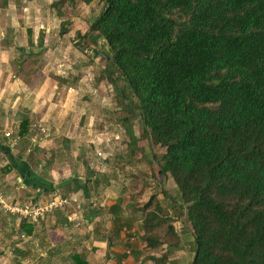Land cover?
<instances>
[{
    "label": "trees",
    "instance_id": "16d2710c",
    "mask_svg": "<svg viewBox=\"0 0 264 264\" xmlns=\"http://www.w3.org/2000/svg\"><path fill=\"white\" fill-rule=\"evenodd\" d=\"M81 1L105 4L90 28L108 46L106 78L122 104L129 97L151 146L166 150L160 173L178 185L179 199L167 196L190 224L194 264H264V0ZM29 67L27 80L37 71ZM30 124L22 121L21 136ZM126 125L134 153L140 139ZM0 151L14 162L10 146ZM19 173L28 186H47L29 168ZM151 203L143 238L155 249L168 242L156 231L164 209L147 212Z\"/></svg>",
    "mask_w": 264,
    "mask_h": 264
},
{
    "label": "rangeland",
    "instance_id": "374dc122",
    "mask_svg": "<svg viewBox=\"0 0 264 264\" xmlns=\"http://www.w3.org/2000/svg\"><path fill=\"white\" fill-rule=\"evenodd\" d=\"M11 1L13 3H8V6L4 8V10L3 8H1L0 31H6V29L8 28V22L10 20H13V18L16 21H19V19L25 20L29 17L30 23L35 26L36 30H42L41 26L39 25V20L42 22V25L45 27L44 42L46 41V44L52 45L56 41L58 45L60 44L61 46V48L58 50L54 47L51 51H49L48 48L44 52V50L42 49V52H38L37 56L28 61L27 66L29 67V65H33L32 62L35 58H41L42 62L45 65L40 71V75H38V78L40 79L38 80L40 83L38 89L42 91L41 95L38 93V91L35 92L34 89H31L30 86L27 85L23 87L26 101L30 102L34 98V101H38L41 104H45L46 102H49L50 104V102H55L59 98L64 100L63 104H66V106L60 105V107L64 111V107L67 109L66 111H69L75 109L76 106H74V104L80 106L79 102L76 101V97L80 96V98L84 100L82 102L80 101L82 106H91L95 113H100V115H104L99 120H93V130H98V133L101 129L107 130L109 132L108 134L105 133L103 135L101 134L95 136L98 133L94 131L93 134L86 137L87 131L85 129L86 126L84 125L88 123L87 120L83 122L80 126L81 130L83 129L86 131L85 134H83L82 131H80L78 134L75 133V126L73 127L72 132L69 133V127L73 126L72 124L77 125V123L73 118V115L68 116L71 122L68 119L64 123L63 130L56 136V145L53 146V150L55 152L57 150H62L61 152L55 154L56 158L58 160H64L65 164L66 156H68L69 160H71V155L69 156L68 153L66 154V152L64 151L73 150L69 152L76 155L77 153L80 154L81 151L85 149L90 151L91 148L89 147L93 144L94 148V145H96L94 143H97L98 147H96L94 151L90 152L89 155L86 154L83 157H80L79 155V158L81 160L80 164H76V160L73 157V163L66 162L68 165L72 166L70 169V175H76L78 176V178L81 175L80 181H82V183L79 185L72 184V186L68 187L67 192L63 190L61 192H63L64 194L66 193L67 195H71L74 194L73 192L80 191L81 188L83 191L86 185H88V189L91 188V176L97 171L96 170L95 172H93L94 169H100L104 171L103 175H106L109 171L114 175H120V177L125 179L124 182L127 184V188H130V191L127 192L129 199H127V201L124 203V207H121V211L117 213L118 215H116L115 213L116 218L119 217L120 220H108L110 224L107 226L108 222L103 224V220L98 217V220L94 219L93 221H90L89 225L81 224L79 228H74L78 230L77 233H80L76 235L77 239L74 240L75 245H77L78 247L80 246V248H83L85 244H91L94 240L93 238L96 236L95 233H98L97 231H99V234H102V239L104 240V242H107V240L111 237L113 242L119 245L120 249H122L123 251H129L130 254L128 255L134 258L132 264H156L157 262H154V260H149L148 258H150L151 256H155L156 254H159L157 257L161 258L166 253L168 256H164V261L160 264H171V262H174V260L176 264H194L193 260L196 249V243L194 246V236L189 231L190 224L185 221L186 216L180 214V206H175L176 200L173 202L171 200L177 198L179 199L180 191L178 185L175 183L174 178L170 174L164 176L160 173V164L163 163V155L166 151L165 148H162L158 145L151 146L152 144L147 141L144 135L143 124L141 122V119L137 115L138 111H136V108L133 106V104L129 102V97L126 99L127 103L125 105L119 101V95L117 94L113 85L108 84L109 82H107L105 74L101 71L104 70L107 65L105 57H99L97 61H95V59H90L91 54L83 52L80 47V50H77L75 48L73 41L70 39L69 33L67 35H64L65 33L63 34L61 32V19L57 16L58 14L54 11H57L61 7L62 9H65L67 15L73 14L77 20L81 19L80 17H83L84 19L85 15L88 13L86 5L84 6L81 0H27V5L26 7H24V5H22L24 4V0H20V3H15V0ZM94 3L99 5V11L104 10V3ZM69 8L76 9L72 10ZM92 21L93 19L91 18V22ZM82 22L86 23V20L84 19ZM86 24L88 26H86ZM86 24L82 26V32L84 33L90 30L89 27L91 23L90 25L89 23ZM18 28L22 29L24 28V26L22 25V27ZM76 28L77 25H73L72 31H74ZM95 35V32L89 31L87 39H84L85 43L92 46L93 41L95 39ZM94 45L101 52L103 50L108 51L107 43L103 39H97ZM34 46L35 44H33L32 47L37 50L42 48L39 45L35 47ZM28 55L30 56V54ZM1 59L2 63L7 64V61L3 56L1 57ZM6 59H8L9 61L10 56L7 55ZM13 61L11 60L9 63L10 71L14 70H12L11 67ZM92 61H94V66H91ZM74 65L82 67L83 70L85 69L83 78L81 79V86L79 88H73L72 85H66L67 83L61 85L60 77H67V74L70 72L77 73L78 69ZM87 65L88 69L86 68ZM35 66L36 65H34L33 67ZM28 67H26V69L30 70L29 72L31 73V68ZM16 69H19L18 63L15 67V70ZM23 69H25V66L23 67ZM7 74H9V72ZM31 75L34 76L33 73ZM102 77L104 80H102ZM44 78L47 79L46 82H43ZM42 82L46 85L44 89L40 88ZM101 82L105 83L102 84ZM96 88H99V94H92L94 93V90ZM89 91H92V93ZM128 91L129 90L126 88L125 93L128 94ZM90 93L92 94V100H87L91 99ZM84 95H89V97L85 98ZM67 97L71 98L67 102H69L70 104L72 103V106L67 104ZM20 109L21 112L19 113V115L15 116L13 121L10 119L8 121H12L11 123L17 125L18 121H21L24 115L28 113V109H25L24 106L20 107ZM33 109L34 111H37L38 107H35ZM128 122H132L134 124L135 135L140 139L138 147L136 148L138 150L134 153H132L130 146L132 140L129 138V133L126 130V124ZM77 127L79 126L77 125ZM4 128L5 123H0V130L2 131L4 130ZM15 131L16 127H14V134ZM41 131L43 130H40V132ZM52 131H54V129ZM43 132H45L46 134L49 133V131ZM1 134L3 135V132H1L0 135ZM61 134L63 135L62 137H60ZM18 135L21 136L20 131ZM42 137L43 135L38 136L39 139H41ZM20 139H22V136ZM92 140H95V142H93ZM12 142L14 143L13 140ZM66 142L67 144L65 145ZM20 144L24 145L23 150L27 151V149L30 148L29 145L34 147L33 144L35 143L34 141H30L28 139L26 144H23V142H21ZM97 148L102 149V151H97ZM52 153V151H49L47 153H44V156L50 157ZM4 158V156H0V188H4V184L8 187H5V189H3L4 191H7L9 193L8 196L4 195V200L7 202V204L14 207H26V205H31V207H33L36 204H39L44 207V205H46L49 201H47L46 199L41 200L40 196L32 200V198L35 196L32 195L35 192H32L28 187H25L26 185L24 183H19L18 185L16 177H13V173H9L5 170V168H3V162L5 160ZM54 167L58 168L55 172H58V174H60L61 176L68 172V169L64 166ZM35 168L39 172L45 174V177H48L50 175L53 178V176L49 173L47 169H44L43 167ZM66 177L67 176H63L62 179L65 180ZM53 179L55 182L60 181L58 175ZM111 186L116 189L115 184H112ZM119 187L121 189L120 184ZM86 191L87 190L83 191L82 194L80 193L81 195H72V197L67 199L70 203L67 205L65 213L66 215H71L70 210H73L71 218H69L73 220L72 222H74L78 218H81L83 215L79 207L75 205L76 202L74 201L75 199H77V197L79 199V202L84 205L85 217L90 218L95 212V210L99 209L95 203L98 200L95 201V198H90V196L86 197ZM167 194H169L171 199L168 198ZM10 195L13 198H11ZM119 195L120 194H118V196ZM96 198L100 197L97 196ZM108 199H111V197H108ZM149 201H151L152 203L150 204V208L147 210V212L149 210L155 209L157 203L159 202L164 209L163 211H160V215L165 219L159 225V227H157L156 231L160 239H164L168 242L162 244L161 246L155 249L153 248L154 250L147 245L143 238L145 230L142 228V221L143 219H145L146 213L143 214L141 211L144 210L145 205ZM16 202H19L20 206L15 205ZM101 208H106V210H104L105 218L106 214H108L109 207L105 205ZM8 210L9 211H7L2 204H0V249L3 252H10V250L12 249V245L11 249L7 247V245L8 243H10L11 240H16L19 237L25 240L27 239V235L25 233H22L21 231L18 232L17 225H21L24 219L28 220V218L31 217L19 215V220H17L13 215L16 212H12L10 209ZM31 211H34V208H31ZM77 211L79 213H74ZM80 220L82 221V223L84 222L82 218L79 219V222L77 220L73 224H76L78 226L80 224ZM169 226H173L175 228L176 234H172L169 231ZM79 241L83 242L79 245ZM170 245H172L171 248H169ZM77 251L78 248H74L71 255H73V253ZM40 253L41 251H37L36 256L34 253V257L32 260L25 259L29 262L25 264H41L42 262L40 258H44V256L40 257ZM152 253L155 254L152 255ZM47 254H50V252H47ZM79 254L81 255V252H78V255ZM14 255H16L15 251ZM0 264H9V262L8 260H4Z\"/></svg>",
    "mask_w": 264,
    "mask_h": 264
},
{
    "label": "crops",
    "instance_id": "0c3cea01",
    "mask_svg": "<svg viewBox=\"0 0 264 264\" xmlns=\"http://www.w3.org/2000/svg\"><path fill=\"white\" fill-rule=\"evenodd\" d=\"M0 1H1L0 13H1V8H3L4 10V8L8 6V3H13L11 0H0ZM27 2H28L27 0H24V4L22 5L26 7ZM81 2L84 4V6L86 5V9L88 10V13L85 15L84 19L86 20V23H89L90 25V23L92 24L96 20V18L101 12L99 11L98 8L99 5L95 3L86 4L83 1ZM15 3H20V0H15ZM69 9L75 10L76 8H69ZM54 12H56L58 14L57 16L60 17L61 19V24L59 22L60 29L62 28L63 23L67 21L70 22L67 25L66 32H64L65 34L64 33L63 34L67 35L69 33L70 39L73 41V44L77 50L81 49L83 52H86L87 54H91L90 59H95V61H97L99 57L101 58L106 57L105 56L106 54L101 53V51H99L98 48L95 47L94 45V43H96L95 39L93 41L92 46L86 44L87 45L86 48H83L78 45L77 39H79L80 35L81 36L85 35V40H86L87 39L86 36L88 35L89 31H91L90 28L91 25H90L89 31H87L86 33L82 32V28H83L82 26L86 24L82 22L84 20L83 17H80L81 19L77 20L73 14L67 15L65 9H62L61 7ZM91 18L93 19L92 22H91ZM22 25L24 26V28L22 29L18 28V27H22ZM39 25L41 26L42 30H36L35 26H33L32 23H30L29 17L28 19L26 18L25 20L19 19V21H16L13 18V20H10L8 22V28L6 29V31L4 32L0 31V56L1 57L3 56L7 61V64L2 63L1 61L2 59L0 57V123L3 122L5 123L4 130L2 131L0 130V133L3 132V135L2 134L0 135V145L10 146L12 153L15 156L14 162L11 163L10 159L7 156H5L3 152L0 151V156L5 157L4 158L5 160L3 162V166H4L3 168H5L6 170V167L9 164L10 170H8V172L13 173V177H16L18 185L19 183H24L26 185L25 187H28L32 192H35L32 195V196L35 195L32 198V200L40 196L41 200L46 199L47 201L50 202L53 201L55 198H60V197L70 198L72 197V195H77L80 193L82 194L83 191L87 190L85 196L86 197L90 196V198L93 197L95 198V201L98 200L95 203L99 209L95 210V212L90 218L85 217L84 205H82V203L79 202V199L77 197V199H75L74 201L76 202L75 205L79 207L81 213L83 214L82 217L78 218L77 220L78 222L79 219L83 218L84 220L83 223L80 220V224L78 226L76 224H73L77 220L72 222L73 220L69 219L71 218L73 210H70L71 215L68 214L66 215L65 211L67 205L63 208H56L49 210L48 212H45L44 215L41 216L37 222L29 220L28 223L29 225L25 227H22L23 225V221H22L21 225H17L18 232L21 231L22 233H25L27 235V239L25 240L19 237L16 240H11L10 243H8L7 245V247H9L10 249L12 245V249L10 250V252H3L0 249V263L3 262L4 260H8L9 264H25L28 262L25 259L32 260L34 257V253L36 256L37 251H41L40 257L44 256V258H40L42 262L41 264H45V263L46 264H76L75 259L73 257L75 254L77 255L78 252H81V255L79 254L78 256H80L83 260L88 262V264H132L134 258L128 255L130 254V252L123 251L122 249H120L119 245L113 242L111 237L107 240V242L105 241L106 242L105 243L104 240L102 239V234L100 235L99 231H97L98 233H95L96 236L93 238L94 240L92 241L91 244H85L83 248H80V246L78 247L77 245H75L74 240L77 239L76 235L80 233H77L78 230L74 228H79L81 224L89 225L90 221H93L94 219L98 220V217H100L101 220H103V224L107 223L108 220L110 221L120 220L119 217L116 218V215H118L117 213L121 211V207H124V203L127 201V199H129L127 192L130 191V188H127V184L124 182L125 179L120 177V175H114L113 173H110V171L106 175H103L104 171L100 169H94L93 172H95L96 170L97 171L91 176L92 177V180L90 179L92 184L91 188L88 189V185H86L83 191L81 188L80 191L73 192L74 194L71 195H67L66 193L64 194L63 192H61L62 190L67 192L68 187L70 185L72 186V184H76L80 182L77 184L79 185L82 183V181H80L81 175L79 178L76 175H70L71 174L70 169L72 166L68 165L66 162L73 163V159H72L73 157L76 160V164H80L81 160L79 158V155L80 157L81 156L83 157L86 154L89 155V153L94 151V149L98 146L97 143H94L96 145H94L93 148V144H92L91 145L92 147L91 146L89 147L91 148L90 151L85 149L82 150L80 154L77 153L76 155L69 152L73 150H66L65 148L66 151L64 152H66V154L68 153L69 156L71 155V160H69V157L66 156L65 158L66 162L64 164V160H58L55 156V154L61 152L62 150H57L56 152L53 150L54 148L53 146L56 145L57 142L56 136L63 130V125L69 119L68 116L70 115H73V118L75 119L79 127H77V125L72 124L73 126L69 127V133L72 132L74 126H75V133L77 134L80 131H82L83 134H85L87 131L86 137L93 134L94 131L98 133V130L96 129L93 130L94 129L93 120H99L104 115H100V113H95L92 107L88 106V103H87L88 107L82 106L80 101L82 102L84 100H82L80 96L76 97V101L79 102L80 106L74 104V106H76L75 109L69 111H66L67 109L65 107H64L65 111L60 107V105L66 106V104H63L64 100L59 98L56 101L54 100L55 102H50L51 105L49 104V102H46L45 104H41L38 101H34V98L30 102L26 101L23 87L27 85H29L31 89H34L35 92L38 91V93L41 95L42 91L38 89L40 84L38 81L40 80L38 78V75H40V71L43 69L45 64L42 62L41 58L38 59L35 58L32 63L34 66V62H37L35 66L37 71L33 74L34 76L31 75L30 80H27L25 75L26 73H29L30 70L26 69V67L28 66H25V69L21 68L19 61L25 59L30 61L35 56H37L38 52L40 51L42 52V49L45 52V50L48 48L49 51H51L54 47L57 50L61 48L60 44L58 45L56 41L52 45L46 44V41L44 42L43 46L39 44L40 36H42L43 39H45V29H44L45 27L42 25V22L40 20H39ZM73 25H77V28L74 31H72ZM86 26L88 25L86 24ZM33 44H35V46L39 45L42 48L37 50L32 47ZM28 54H30V56ZM7 55L10 56L9 61L8 59H6ZM11 60L12 61L14 60L11 64L12 70L14 69L13 71L9 70V63ZM93 62L94 61L91 62V66L95 65ZM17 63L19 65V69L15 70ZM74 66L77 67L78 69L77 73L70 72L67 74V77L64 76L60 77L61 85L67 83L66 85H72L73 88H79L81 86V79L83 78L85 69L83 70L82 67L76 65ZM86 68L88 69V65ZM104 70L101 71L105 74ZM8 72L9 74H7ZM46 80L47 79L44 78L43 82H46ZM102 80H104L103 77ZM43 82L41 83L40 86L41 89H44V87L46 86ZM107 82H109L108 79ZM101 83L104 84L105 82H101ZM89 92L92 93V91ZM99 92H100L99 88H96L94 90V93L92 94H99ZM92 94H91V99H87V100H92ZM84 97L88 98L89 95H84ZM70 99L71 98L67 97L66 102L69 101ZM67 104L70 106L73 105L72 103L70 104L69 102H67ZM22 106H24L25 109H28V113H26L23 119L21 121L19 120L18 124L15 125L14 123L11 122L14 120L15 116L19 115V113L21 112L20 107ZM35 107H38L37 111H34L33 108ZM25 118H29V120L31 121L30 130L26 136H22V139H20L21 136L18 134L20 131L21 123ZM9 119L12 121L11 122L8 121ZM87 120L88 123L84 125L86 126L85 127L86 131L83 129L81 130L80 126L82 125L83 122ZM14 127H16L15 134H14ZM53 129L54 131H52ZM40 130L49 131V133L46 134L43 131L40 132ZM7 132L12 133L11 137L6 136ZM105 133L108 134L109 132L107 130L101 129L99 130V133L95 136L101 134L103 135ZM39 135H43V137L39 139L38 138ZM62 136L63 135L61 134L60 137ZM14 137L15 138L20 137L16 143L17 145L12 144L13 143L12 140ZM28 139L30 141L31 140L34 141L35 144H33L34 147L29 145L30 148H28L26 151L23 150L24 145H21L20 143L23 142V144H26ZM92 141L95 142V140ZM66 144L67 142L65 143V145ZM49 151L53 152L52 155L50 157H45L44 153H47ZM97 151H102V149L97 148ZM42 154H43V159H42ZM21 166L25 167L26 169L29 168L33 173L40 175L42 180L45 183H47L46 186L47 188L46 187L35 188L32 186H28L26 182H24V179L21 176V174L19 173V169L21 168ZM54 166H58V167L64 166L68 169V172L63 175V176H67L65 180L62 179L63 176L58 174V172H55L58 168ZM35 167H40V168L43 167L44 169H47L49 173L53 176V178L58 175L60 181L55 182L50 175L48 177H45V174L36 170ZM73 176L76 181L75 183L71 181V179H73ZM112 184H115L116 189H114L111 186ZM119 184L121 185V189L119 187ZM5 187L7 186L4 184V188H0V191L3 192L5 196H8L9 193L3 190L5 189ZM118 194L120 195L118 196ZM96 195L100 198H96L97 197ZM10 197L13 198L11 195ZM79 197H83V196H79ZM108 197H111V199H108ZM113 204L117 205L115 209H111V206H114ZM15 205L20 206L19 202H16ZM105 205L109 207L108 208L109 211L108 214H106V217L104 218V210H106V208L102 209L101 207H104ZM141 212L145 214L144 210H142ZM74 213H79V212L77 211ZM13 215L17 220H19L18 217L21 214L14 213ZM109 224L110 223L108 222L107 226ZM142 228H143V223H142ZM82 242L83 241H79L78 244L80 245ZM74 248L75 249L78 248V251L74 252L73 255H71ZM14 251L16 255H14ZM46 251L50 252V254H47ZM154 254L155 253H152V255ZM158 255L159 254H156L155 256L157 257ZM148 259L152 260L151 257Z\"/></svg>",
    "mask_w": 264,
    "mask_h": 264
},
{
    "label": "built area",
    "instance_id": "2783aa9c",
    "mask_svg": "<svg viewBox=\"0 0 264 264\" xmlns=\"http://www.w3.org/2000/svg\"><path fill=\"white\" fill-rule=\"evenodd\" d=\"M11 132H7L6 136H11ZM20 137H17L14 139L13 145H15ZM5 196L4 194L0 191V204L3 205V207L9 211L10 209L12 212H16L21 214V216H31L28 219H31L32 221H37L38 218L44 215L45 212H48L49 210L56 209V208H63L66 205H68V198H55L53 201L48 202L44 207H42L39 204H36L35 206L31 207V205H26V207H14L11 205H8L7 202L4 200ZM48 205V206H47ZM31 208H34V211H31ZM48 210V211H47ZM33 212V213H32Z\"/></svg>",
    "mask_w": 264,
    "mask_h": 264
},
{
    "label": "clouds",
    "instance_id": "9594fccd",
    "mask_svg": "<svg viewBox=\"0 0 264 264\" xmlns=\"http://www.w3.org/2000/svg\"><path fill=\"white\" fill-rule=\"evenodd\" d=\"M16 138H17V137H16ZM16 138H14V139H16ZM14 139H13V140H14Z\"/></svg>",
    "mask_w": 264,
    "mask_h": 264
}]
</instances>
